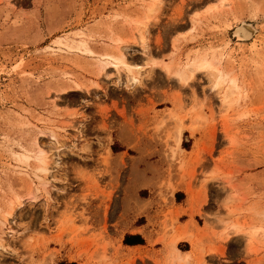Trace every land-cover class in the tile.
Masks as SVG:
<instances>
[{"label": "rangeland", "instance_id": "obj_1", "mask_svg": "<svg viewBox=\"0 0 264 264\" xmlns=\"http://www.w3.org/2000/svg\"><path fill=\"white\" fill-rule=\"evenodd\" d=\"M203 58L230 106L177 77ZM136 229L166 263L264 264V0H0V264H127Z\"/></svg>", "mask_w": 264, "mask_h": 264}, {"label": "bare ground", "instance_id": "obj_2", "mask_svg": "<svg viewBox=\"0 0 264 264\" xmlns=\"http://www.w3.org/2000/svg\"><path fill=\"white\" fill-rule=\"evenodd\" d=\"M157 6H158V3L152 4L150 6L149 11L147 13L148 17L155 12ZM234 31H235V34L239 36V38L242 40L251 39L256 33L255 27L252 24L246 23V22L239 24ZM139 32H140L141 43L144 49H146L147 47L146 34L148 32V22L144 23L142 26L139 27ZM63 44L65 45V43ZM81 44L82 46H85L84 43H81ZM118 51H119L117 53L118 55H106L103 57L102 59L103 67L105 68L106 66L111 64L115 67L117 71H120L121 69L124 70L127 74L128 85L129 84L136 85L139 82H141L140 74H141V70H143V67L131 66L132 64L131 65L129 64V61L127 60V57L125 53L121 50V48ZM213 61L214 60H211L208 58H203L201 60H197V61L190 63L186 69L178 70V71L176 70L175 72L179 80H181L184 83H189V81L194 79V77L198 73H206L212 84V88L218 91V93H221V91L226 86L225 91L222 92L223 93L222 100H223L224 105L230 106L234 95L238 92L239 84L235 77L234 78L230 77L228 73L226 74L219 67V65L216 64L217 62L215 61L213 62ZM166 69H168L167 66H166ZM180 134H181V131H180ZM36 155H37L36 161L38 162V168H37L38 173L40 172V173L46 174V172H48V165H49L48 155L42 150H40V152ZM22 157L24 159V162H27V163L29 159L31 158L29 155H23ZM37 176L41 178L40 175H37ZM41 180L45 181V177H43V179ZM14 209H15V205L12 206V211H14ZM12 211H9L7 215L4 216V219L6 221L8 220V216L13 213ZM253 239H254V233H251L250 238H249V241H250L249 244L251 243V240ZM1 246L3 247V244Z\"/></svg>", "mask_w": 264, "mask_h": 264}, {"label": "crops", "instance_id": "obj_3", "mask_svg": "<svg viewBox=\"0 0 264 264\" xmlns=\"http://www.w3.org/2000/svg\"><path fill=\"white\" fill-rule=\"evenodd\" d=\"M129 233L131 235L141 234V236L140 238L131 237L132 240L135 242L134 244H126V243L122 244L123 249H125L126 252L128 253L129 262H127V264H170L165 262L163 256L165 251L164 247L151 246L149 238L140 229H136ZM141 239L143 241H141ZM186 250L187 251L182 252L178 249V251L181 254L191 255L192 262L188 264H199L198 260H200L201 254H199L198 257V252L195 250L194 247H190L189 249ZM203 258H205V260L209 264H226L225 262H223L224 260L221 258L219 254L205 252Z\"/></svg>", "mask_w": 264, "mask_h": 264}, {"label": "trees", "instance_id": "obj_4", "mask_svg": "<svg viewBox=\"0 0 264 264\" xmlns=\"http://www.w3.org/2000/svg\"><path fill=\"white\" fill-rule=\"evenodd\" d=\"M131 237H139L140 238V236L139 235H126V238H125V243L126 244H134L135 242L132 240V238ZM141 241H143L142 239H141ZM61 264H66V263H61ZM67 264H77V263H75V262H72V263H67Z\"/></svg>", "mask_w": 264, "mask_h": 264}]
</instances>
